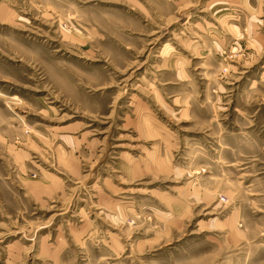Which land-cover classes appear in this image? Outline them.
<instances>
[{
  "label": "rangeland",
  "instance_id": "374dc122",
  "mask_svg": "<svg viewBox=\"0 0 264 264\" xmlns=\"http://www.w3.org/2000/svg\"><path fill=\"white\" fill-rule=\"evenodd\" d=\"M0 264H264V0H0Z\"/></svg>",
  "mask_w": 264,
  "mask_h": 264
}]
</instances>
